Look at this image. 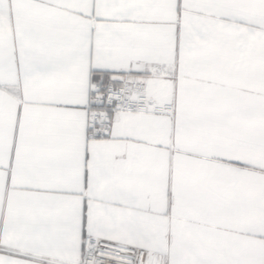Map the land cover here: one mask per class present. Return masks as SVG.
<instances>
[{"label":"snow or ice","instance_id":"1","mask_svg":"<svg viewBox=\"0 0 264 264\" xmlns=\"http://www.w3.org/2000/svg\"><path fill=\"white\" fill-rule=\"evenodd\" d=\"M0 264H264V0H0Z\"/></svg>","mask_w":264,"mask_h":264}]
</instances>
